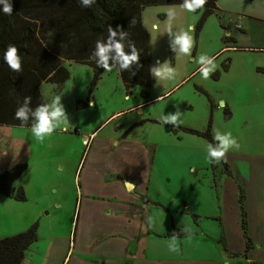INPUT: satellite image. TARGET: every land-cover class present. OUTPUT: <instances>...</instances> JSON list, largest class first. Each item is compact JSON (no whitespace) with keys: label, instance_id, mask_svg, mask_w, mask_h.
<instances>
[{"label":"rangeland","instance_id":"1","mask_svg":"<svg viewBox=\"0 0 264 264\" xmlns=\"http://www.w3.org/2000/svg\"><path fill=\"white\" fill-rule=\"evenodd\" d=\"M220 1L201 25L203 8L159 5L141 12L150 37L147 97L139 87L126 94L113 69L98 81L93 103L77 108L92 71L71 63L75 86H41L50 110L60 97L66 124L53 121L57 129L43 143L31 128L0 126V174L26 165L11 195L0 193V239L36 225L37 241L22 264H92L122 253L126 240L144 264L252 262L244 250L226 252L223 245L243 248L238 186L245 211L244 190L252 196L246 212L249 221L257 216L252 228L264 243V213L257 210H264V0ZM184 32L192 38L188 54L176 43ZM202 68L211 70L209 78ZM206 130L212 142L189 132ZM229 132L239 148L223 158L227 176L221 160L209 162L208 151L219 147L217 133ZM117 176L136 189L126 193ZM20 188L24 200L16 199ZM110 235L119 239L105 241ZM263 243L255 244L261 259ZM177 246L179 252L169 250Z\"/></svg>","mask_w":264,"mask_h":264},{"label":"trees","instance_id":"2","mask_svg":"<svg viewBox=\"0 0 264 264\" xmlns=\"http://www.w3.org/2000/svg\"><path fill=\"white\" fill-rule=\"evenodd\" d=\"M219 0H206L197 8L204 9V19L217 14ZM6 5L11 6V14L4 12ZM184 5V0H95L85 7L82 0H0V126L20 127L15 119L16 110L28 99V108L35 112L37 107L46 103L40 87L44 83L61 87L69 79L66 61L88 66L92 79L84 101H77V108H86L92 101L93 90L106 71L97 67L99 56L95 55L97 44L107 46L109 28L116 33L113 43L123 45L126 55L132 54L129 44L135 45L137 60L121 71L115 50L108 53L109 64L118 69L119 78L126 94L131 88H141V96L147 97V89L152 84L151 58L148 31L141 20V12L150 6ZM231 40L230 37L225 41ZM17 49L20 71H13L5 60L9 47ZM34 117L29 113L26 127L31 128ZM212 142L208 130L204 133L189 131ZM125 136V135H124ZM221 162L227 176V164ZM26 165H16L0 174V193L10 196L12 183L21 176ZM224 171V173H225ZM239 192L240 229L245 243L243 257L248 259L252 241L248 236L247 214L243 209V193ZM16 199L24 200L20 188ZM182 233H180L181 235ZM37 241L36 225L26 232L0 239V264H22L25 252ZM228 252L227 247L223 245ZM238 257V255H232ZM249 264H259L250 262Z\"/></svg>","mask_w":264,"mask_h":264},{"label":"clouds","instance_id":"3","mask_svg":"<svg viewBox=\"0 0 264 264\" xmlns=\"http://www.w3.org/2000/svg\"><path fill=\"white\" fill-rule=\"evenodd\" d=\"M95 0H82V4L85 7L90 6L94 3ZM206 3V0H184V7L187 8L188 11H195L197 8L202 7ZM4 12L6 14H11L12 8L9 5L4 7ZM109 42L108 45L97 44V50L95 55L99 56V62L97 63V67L104 69L105 71H112L115 65L109 64V56L108 53L112 50L116 52V58L119 62V68L121 71L128 68V66L137 60V52L135 49V45L130 43L129 47L132 49L131 55H126L123 51V45L119 42L113 43V38L116 36V33L109 28ZM176 43L180 46L181 52L188 54L190 52L192 38L188 35L187 32L182 33L177 37ZM17 49L15 47L10 46L6 55L5 60L9 67L13 71H20V61L16 55ZM201 63L204 62V58L201 57ZM211 70L208 68L200 69V74L205 78H209ZM29 100L26 99L23 106L19 107L15 112V119L19 120L20 127H26L27 120L29 118V113L34 117V123L30 129L32 136L34 139L43 143L46 137L50 136L57 127L54 126L53 121H59L61 118L63 119V124H66L68 121V117L65 115V110L63 105L60 103V97H56L51 105V110L49 106H39L32 112L31 109L28 108ZM172 121H175V117H172ZM216 140L220 141V145L218 148L208 151L209 162H219L226 156V153L230 148H239V144L235 138L232 137L231 132H229L226 136H220L218 133L215 136ZM175 235V234H174ZM170 251L179 252V248H169Z\"/></svg>","mask_w":264,"mask_h":264},{"label":"crops","instance_id":"4","mask_svg":"<svg viewBox=\"0 0 264 264\" xmlns=\"http://www.w3.org/2000/svg\"><path fill=\"white\" fill-rule=\"evenodd\" d=\"M220 2H222V1H220L219 0V2H217V9H219V7H220ZM227 35L229 34V33H226ZM226 38H227V36H226ZM72 62H69V61H66L65 63H64V65L66 66L67 64H71ZM78 65H82V64H78ZM85 68H88L89 69V67L88 66H86V65H83ZM114 71L116 72V74H117V77L119 78V73H118V69L117 68H114ZM107 72V71H106ZM90 73H89V71H87V77H89L90 75H89ZM104 74V73H103ZM102 74V75H103ZM74 78V75L73 74H70L69 73V79L67 80V82L65 83V87L67 86V87H69V86H71V84H72V86H75V78ZM91 80V79H90ZM88 83V82H87ZM42 89V87H40V90ZM85 94V93H84ZM82 95V94H81ZM87 96V93H86V95H85V97ZM75 97V96H74ZM75 99H78V100H76V103H77V101H81V99H82V96H77V98H75ZM93 100L94 99H92V101L89 103V104H92L93 103ZM96 131V130H95ZM95 131L93 132V133H95ZM93 133L92 134H90V137L93 135ZM90 137L88 138V139H90ZM126 137V135L124 136V134L122 135V138H125ZM86 140H87V138H83V142H86ZM226 163V162H225ZM227 164V163H226ZM228 166V165H227ZM228 169H229V166H228ZM229 171H230V169H229ZM117 180H121L122 182H123V184L125 185L124 186V190H125V192L126 193H130V192H132V191H134L135 189H136V183H134V182H132V183H129V182H127V181H125L124 179H120L119 178V176H117ZM126 184H129L130 186H128V187H126ZM123 186V185H122ZM126 187V188H125ZM238 187H240V186H238ZM244 190V189H243ZM244 193H245V197H246V199H245V208H246V211H248V210H250V209H252L251 207H252V196L246 191V190H244ZM91 193H87V195H90ZM256 210V209H255ZM257 210H259L261 213H264V210H261V209H257ZM246 214H247V229H248V236L250 237V239H251V241H252V249L250 250V252L248 253V259L249 260H252V262H257V263H259V264H263V262H262V260L264 259V257H263V259H261L260 258V256L258 257V252L259 251H257V247H256V243H257V241H261V243H263V240H261V239H259L258 237H257V235H256V229H254V228H252V221H254L255 220V218L257 217L254 213V216L252 217V219H250V221H249V217H248V213L246 212ZM256 216V217H255ZM263 219V222H264V217L262 218ZM239 221H240V217H239ZM129 223V222H128ZM239 230H240V232H241V229H240V226H239ZM116 239H119V238H115L114 236H112V235H110L109 236V238H107V239H105V241H108V240H116ZM132 239H133V241H136L137 243H138V241H139V236L136 234V235H134V236H132ZM130 240H131V238H130ZM120 241V240H119ZM242 241H243V248H242V246H240L239 247V249L238 250H233V249H231V248H228V243L226 242V247H227V250L229 249V251H231V252H236V253H240L241 251H243L244 250V247H245V243H244V240L242 239ZM124 244H125V246H124V248H123V250H122V253H116L115 255H110V256H102V255H100V259L101 260H99V261H96L95 263H92V264H100L99 262L100 261H104V262H106L107 264H144V262H142V259L144 258L143 257V255H142V252L140 251V250H138V247H133V246H131L130 244H129V241L128 240H126L125 242H124ZM264 244V243H263ZM228 245V246H227ZM259 247H263V246H259ZM230 253V252H229ZM228 255V254H227ZM259 255H260V253H259ZM229 257V259H232V260H234V259H237V258H235V257H233V256H231L230 254L228 255ZM106 258H111V259H124V261H122V262H116V263H114V262H112L113 260H106ZM239 258V257H238ZM109 261H111V262H109ZM244 261H246V260H244ZM104 264V263H103ZM232 264H240V263H238V262H236V261H234V263H232Z\"/></svg>","mask_w":264,"mask_h":264},{"label":"water","instance_id":"5","mask_svg":"<svg viewBox=\"0 0 264 264\" xmlns=\"http://www.w3.org/2000/svg\"><path fill=\"white\" fill-rule=\"evenodd\" d=\"M130 186L129 184H126V187Z\"/></svg>","mask_w":264,"mask_h":264}]
</instances>
